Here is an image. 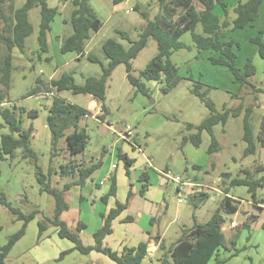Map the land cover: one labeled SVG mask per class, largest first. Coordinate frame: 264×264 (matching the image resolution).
I'll return each mask as SVG.
<instances>
[{
	"label": "rangeland",
	"instance_id": "374dc122",
	"mask_svg": "<svg viewBox=\"0 0 264 264\" xmlns=\"http://www.w3.org/2000/svg\"><path fill=\"white\" fill-rule=\"evenodd\" d=\"M25 1L15 0L13 4H7V12L12 14V6L20 7ZM92 1L94 4L91 3L92 6L104 24L99 31L92 32L86 43L85 55L61 52L62 38L73 32L70 22H65L70 18L73 5L66 2L62 7L60 4L62 2L57 0L48 1L52 7L58 4L61 7L59 8L61 13L55 16L51 24L49 50L43 52L38 42L41 20L38 6L29 11L33 32L27 38L26 51L21 53L16 47L13 50L12 87L8 90L11 102H6V106L16 104L28 110H38L37 119L28 117L27 113H21L19 108L16 114L24 128L33 124L32 146L39 155L38 164L45 173L50 169L52 152V133L47 125V106L53 96L49 93L25 98L23 96L36 86L37 78L49 81L51 78H58L62 73H68L73 75L77 84H83L86 76H100L101 63L91 61L87 56L91 54L107 64L108 59L103 50L104 42L109 38H115L127 47L128 40L123 39L118 31H126L131 39H137L140 28L147 22L141 11L147 13L149 19H154L160 9V0H124L118 8L114 6L113 0H98L100 3L97 0ZM225 1L228 9L232 11L235 4L246 0ZM135 6L141 11L135 10ZM214 11L219 16L225 15L219 4L215 6ZM230 15L234 17L233 11ZM256 35H260L264 41V2L255 22L244 29H230L227 34V39H234L241 45V49L238 50V65L243 67L248 59H252L256 67L251 82L263 89L256 94L257 98L251 86L240 87V84L235 82L228 67L212 64L208 60L210 51H203L198 56V50L194 47L173 53L171 59L185 78L167 93L162 91L165 82L154 80L147 81L148 95L138 93L127 79L125 65L119 64L115 68L107 83L105 100L109 109L106 119L110 121L108 123H111L112 127L105 134L100 129L99 121L92 117L84 118L81 127L86 128L89 134V144L83 152L84 155L77 156V161L88 164L90 156L96 159L100 157L104 146L109 150L103 157L102 165L93 172L87 185L73 186L66 191L69 209L61 215L73 230L77 228L79 221L86 224L87 227L79 233L84 244L95 243L92 231L100 226L102 213H108L111 208L116 207L117 202H125L130 182L137 194L122 215L123 217L132 215L134 220L116 224V232L110 243L117 251H121V246L128 244L129 240H148L149 233L154 231H165V244L171 245L178 240L183 228L193 226L196 220L205 223L210 219L224 195V189L228 187L229 196L239 199L240 204L239 210L229 216L224 231L227 239L237 234V244L235 248L231 245L219 248V257H229L221 264H264V202L261 201L264 197V187L257 188L258 200L254 201L247 186L231 185L233 178L244 176L241 172L243 169H250L253 178L264 174V146L260 145L258 138L264 118V58L259 55L256 44L251 41ZM182 37L187 44L193 45L190 32L183 34ZM157 52V42L149 37L147 46L133 62V73L139 76L140 71ZM190 76L210 86L208 97L215 102L218 111H222L223 106L236 107L243 100L245 108L241 115L230 116L225 126L215 125L214 133L220 142V150L217 152H208L211 135L206 130L202 133L200 146L188 142L184 148L181 147L183 136L196 132V129L188 130L187 123L199 124L210 114L209 108L191 92L193 80L189 78ZM236 94H242L243 99H239ZM57 95L82 108L92 107L90 104L92 97L89 94H74L71 90H63L57 92ZM248 106H253L250 126L257 143V151L244 156L243 152L247 146L243 140L244 114ZM102 112L103 110L99 114ZM1 124L4 125L0 127V140L3 133L10 132L0 113ZM119 132H129L130 136L126 135L122 140ZM127 142L136 147L133 148ZM65 144L66 140L61 139L59 146L63 150L52 163L56 170H59L61 163L70 161V155L64 150ZM138 145L143 151L139 150ZM119 147L122 150L126 149L129 156L136 159L129 176L126 174L124 161L117 155ZM21 153V149H18L16 157L10 158L7 155L6 158H2L0 150V190L11 206L19 208L25 214L35 209H39V212L28 223L22 239L10 250L6 264H93L92 253L96 251L82 253L73 250L59 259L61 252L67 250L66 246L72 242L60 236L53 237L57 230L55 226L49 225L46 232L44 231V236H49L48 240L44 242L38 240L39 222L53 216L56 203L51 194L40 191L36 166L33 161L22 158ZM113 163L117 165L114 169L117 192L105 202L101 197L109 191L111 179L104 180L100 187H96L95 182H100L107 176ZM193 165H198V168ZM166 169L170 175L189 176L193 178L194 183L201 185L191 184L183 190H178L172 180L162 182L161 171L167 172ZM144 170L149 171L151 179L146 193L142 195L139 193L141 187L139 175ZM226 174L230 176L225 177ZM66 180L68 178L60 174L52 176V183L58 187H62ZM81 196H84V199H81ZM139 211L143 214L140 215ZM152 217L155 222H152ZM232 220L236 226L232 225ZM246 220L250 222L249 228L244 226ZM22 224L23 220L18 219L8 206L0 204V247L8 241L10 235L21 228ZM104 243L108 245L106 240ZM236 248H240L241 251L231 256ZM162 252L161 250L146 255L142 264H160ZM102 255L109 261L107 263L117 264L107 255L103 253ZM214 262L215 257L209 264Z\"/></svg>",
	"mask_w": 264,
	"mask_h": 264
},
{
	"label": "trees",
	"instance_id": "16d2710c",
	"mask_svg": "<svg viewBox=\"0 0 264 264\" xmlns=\"http://www.w3.org/2000/svg\"><path fill=\"white\" fill-rule=\"evenodd\" d=\"M48 1L26 0L20 7L12 6V14H10L6 10V5L9 3L13 4L15 0H0V113L10 130V132L1 135V157L6 158L9 155L10 158H14L17 156V150L21 149V157L33 161L36 166L40 191L47 192L55 198L56 206L53 216L39 222V237L42 236L49 225H52L57 228L60 237L67 238L74 243L71 249L61 252L59 259H62L73 250H79L82 253L96 251L107 255L117 264H142L145 256L148 255L147 242L142 241L137 246H124L121 251L113 250L104 243L105 238L114 231V220L128 210L133 197L137 194L133 190L132 182H130V189L125 202H117L116 207L111 208L107 214L102 213L103 224L93 233L95 243L92 245L84 244L79 234L86 228L85 223L79 221L77 228L73 230L69 227L68 222L61 217L62 213L69 209V204L65 197L66 191L73 185H85L93 172L102 165L107 149L103 147L100 157L98 159L92 157L88 164H82V162L77 161L76 156L83 153L89 144V134L86 128L81 127V122L84 118L91 115L92 111L66 101L64 98L59 97L57 92L71 90L74 94L92 95L101 103L103 112L97 115V118L104 122L109 113V109L105 103L107 83L115 68L119 64L125 65L127 79L138 93L149 94L147 81L150 80L165 82L162 91L167 93L185 78L179 73V69L172 61L171 56L174 51L190 48L181 39L183 34L190 32L199 53L204 50L215 52V54L210 55L208 58L211 63L228 67L235 82H238L240 87L251 86L252 92L256 95L263 91L262 88L251 82V77L256 73V67L252 59H248L243 67L238 65V50L241 49V45L234 39L226 38V29L231 24V29L233 30L244 29L255 22L259 17L260 6L264 0L238 2L233 8L236 17L232 21L228 19L229 9L225 0H160V9L154 19H149L147 13L142 12L138 6H135L134 9L141 11L142 16L147 21L140 28L139 37L133 40L126 31L119 30L120 36L129 42L127 47L115 38L107 39L103 44V50L108 59L107 64H104L100 59L91 54L87 56L89 60L101 63L102 74L100 76H86L83 84H77L73 75L68 73H62L58 78H51L49 81L37 78L36 86L32 87L23 97L38 95L41 92L53 93L52 101L47 106V125L52 133V152L50 169L48 173H45L38 164L39 155L32 146L33 124L28 128H24L16 114L19 108L21 113H27L28 117L33 119L38 117V110H28L22 106L18 107L16 104L8 107L6 106V102H11V99L8 97V90L12 87V72L14 68L13 50L16 47L21 53L26 51L27 38L33 32V24L29 18V11L35 6L40 8L41 14L38 35L40 49L43 52L49 50L48 32L51 30V24L59 13V9L57 6H50ZM58 1L62 3L70 2L73 5L70 18L65 20V22H70L73 32L62 38L61 52H76L80 56H83L85 55L86 43L91 38L92 32L99 31L104 22L92 6L90 0ZM122 1L113 0L114 4ZM217 4L223 8L224 19L214 11ZM199 25H201V31L197 30ZM149 37L154 38L157 42L158 52L146 67L140 71L139 76H136L133 73V62L147 46ZM251 41L256 44L259 55L264 58V41L262 37L256 35L251 38ZM189 78L193 80L191 92L209 108L210 114L199 124L187 123V129H196V132L184 135L181 147L184 148L188 142H191L195 146H200L202 143V133L206 130L211 135V144L208 147V152H217L220 150V142L215 136L214 127L217 124L225 126L230 116L237 117L241 115L245 108L243 100L236 107L227 108L223 106V110L218 111L215 102L208 97L210 86L200 80H195L192 76ZM236 96L239 99H243L242 94H236ZM255 98H257V95ZM252 110L253 106H248L244 114L243 140L247 143L243 152L244 156L254 154L257 151V143L250 126ZM3 125L1 124L0 127ZM127 133L129 134V132ZM258 138L260 145L264 146V118ZM61 139L66 140V148L64 150L70 155V161L69 163H61L59 170H56L52 163L54 158L61 155L60 151L63 150L59 146ZM135 142L138 143L136 140ZM117 155L120 160L124 161L126 174L129 176L131 166L134 165L136 159L129 156L121 147L118 148ZM193 167L198 168V165H193ZM166 170L167 172L169 171L168 169ZM241 172L244 176L233 178L231 185L247 186L249 192L253 195V200L257 201V188L259 186L264 187V174L253 178L250 169H243ZM54 174L76 178L66 182L62 187H58L52 183V176ZM110 179V189L101 197L105 202L111 196L116 195L117 192L116 175L112 174ZM150 179L151 175L148 170L141 172L139 175L141 182L140 194L144 195L146 193ZM261 201L264 202V197L261 198ZM0 204L8 206L17 215L18 219L23 220L21 228L10 235L8 241L0 247V264H6V258L10 250L25 235L28 223L39 212V209L25 214L19 208L11 206L1 190ZM239 204L240 200L229 196V188H225L224 195L209 220L205 223L196 220L193 226L183 228L178 240L169 246H166L164 241L160 243L159 251H163L160 264H209L213 257H215L214 264H221L226 261L229 257H219L218 251L220 247L227 248L231 245V247L235 248L237 244V234L227 239L224 226L229 216L239 210ZM151 219L152 222L155 221L154 217ZM133 220L134 217L129 214L121 219L122 222ZM244 226L249 228L250 222L246 220ZM240 251V248H236L231 256Z\"/></svg>",
	"mask_w": 264,
	"mask_h": 264
},
{
	"label": "crops",
	"instance_id": "0c3cea01",
	"mask_svg": "<svg viewBox=\"0 0 264 264\" xmlns=\"http://www.w3.org/2000/svg\"><path fill=\"white\" fill-rule=\"evenodd\" d=\"M58 1V0H57ZM91 1V3L93 4V1L92 0H90ZM98 1V0H97ZM124 1V0H123ZM122 1V2H123ZM122 2H120V3H118V4H114V6L116 7V8H118V6H120L121 5V3ZM98 3H100L99 1H98ZM114 3V2H113ZM60 4H62L61 6L63 7L64 6V3H60ZM60 4H58L57 5V7H58V9L59 8H61V7H59V5ZM94 5V4H93ZM236 5V4H235ZM235 6H233V8H234ZM261 7V6H260ZM233 11V10H232ZM230 9H229V15H228V19L230 20V21H232L235 17H236V13L233 11V14H234V17H231V15H230V13L232 12ZM59 13H61V11L59 10ZM58 13V14H59ZM222 19H224L225 18V15H223V16H220ZM231 26H232V24H231ZM231 26H229L227 29H226V31H227V34H228V31L231 29ZM230 28V29H229ZM197 30L198 31H201V25H199L198 26V28H197ZM263 32V31H262ZM49 33H50V31L48 32V42H49V39H50V37H49ZM226 38H228V37H226ZM181 39L183 40V37H181ZM184 41V40H183ZM192 41H193V39H192ZM189 45V44H188ZM190 46V48L189 49H191V48H196L197 49V47H196V45H195V43H194V41H193V45H189ZM182 49H187V48H182ZM179 50H181V49H179ZM198 50V49H197ZM204 51H207V50H204ZM208 51H210V55H213V54H215V52H212L211 50H208ZM175 52V51H174ZM173 52V53H174ZM203 52V51H202ZM202 52H200L199 53V51H198V56H200L201 55V53ZM173 55V54H172ZM209 55V56H210ZM209 56H208V58H209ZM172 57V56H171ZM209 60V59H208ZM210 61V60H209ZM211 62V61H210ZM43 93H45V94H48L49 92H41L40 94H42L43 95ZM49 94H52V96H53V93H49ZM90 95V94H89ZM91 97H92V99H91V102H90V104L92 105V107H91V109L90 108H88V109H90L91 111H92V114L91 115H89L88 117H92V118H95L97 121H99L100 122V129H101V131L103 132V133H105V134H107L108 133V131L110 130V127H112V124L111 123H108V122H110V121H108L107 119L104 121V122H102L100 119H98L97 118V115L101 112V110H102V108H101V103H99L92 95H90ZM66 100V99H65ZM67 101V100H66ZM69 102V101H68ZM72 103V102H71ZM39 116V115H38ZM38 117H36V118H34V119H37ZM126 132H119V134L118 135H120V139H122V140H124V137L126 136V134H125ZM33 136H34V132H33ZM136 140V139H135ZM128 143V145H130V146H132L133 148H135L136 146L135 145H133L132 143H129V142H127ZM118 145V144H117ZM139 146V150H141V151H143L142 149H141V147H140V145H138ZM105 147V146H104ZM65 148H66V144H65ZM106 149H107V151L109 150L107 147H106ZM124 152H127V150L126 149H124L123 150ZM128 153V152H127ZM80 154H84V153H80ZM80 154H78L77 156H79ZM76 156V157H77ZM92 157H94V156H90V160L92 159ZM132 157V156H131ZM134 158V157H133ZM148 161V160H147ZM90 162V161H89ZM115 168H117V165L115 164V163H113L112 164V167H111V170L108 172V174H107V176H105L104 177V179L102 180V181H100V182H95V186L96 187H100L101 186V183L105 180H108V179H110V177H111V175L112 174H115L114 172V169ZM164 173H167V172H164V171H161V178H162V182L163 183H167V181H168V179H167V177H166V175H164ZM66 178H68V180H66V182H69V181H72V180H74L76 177H72L71 178V176H66ZM92 178V176L89 178V179H91ZM196 178V177H195ZM88 179V180H89ZM88 180H87V182L85 183V185H87V183H88ZM100 183V184H99ZM196 185H201V183H196ZM73 186H80V185H73ZM72 186V187H73ZM71 187V188H72ZM83 187V186H82ZM70 188V189H71ZM218 189V188H217ZM216 191V190H215ZM81 199H84V196H81ZM105 213V212H104ZM107 214V213H106ZM122 214H124V213H122ZM120 215L116 220H114V223H113V227H114V231H113V233L112 234H110V235H108L106 238H105V240H106V242H107V244L109 245V246H111L112 248H113V250L115 249V247H113L112 245H111V243H110V240H112V238H113V236H114V234H115V232H116V224H118V223H121V219L123 218V215ZM139 214L140 215H142L143 213H142V211H139ZM155 222V221H154ZM79 223V222H78ZM102 224H103V219L100 221V226L98 227V228H100L101 226H102ZM234 226H236V223H235V225ZM87 227V226H86ZM98 228H96V230L98 229ZM84 230V229H83ZM95 229H93V233L96 231ZM46 232V231H45ZM45 232H43V234H42V236L41 237H38V240L39 241H41V242H44V241H46V240H48L49 238V236H44V233ZM149 235H150V238L148 239V240H144V239H137V240H129V243L128 244H124L123 246H121L122 248L121 249H123V247L124 246H137L140 242H142V241H144V242H147L148 243V247L149 248H151V247H153V249L155 250L154 252H158L159 251V246H160V243L161 242H165V231H163V232H161V231H154V232H150L149 233ZM55 236H59V234H58V231L56 230L55 232H54V234H53V237H55ZM60 238H62V237H60ZM22 239V238H21ZM104 240V241H105ZM19 241V240H18ZM17 241V242H18ZM16 242V243H17ZM72 242V241H71ZM16 245V244H15ZM119 245H121V244H119ZM74 246V243L72 242V244H68L66 247H67V250L68 249H71L72 247ZM148 248V249H149ZM150 254V253H149ZM151 255V254H150ZM92 256H93V258H94V261H93V264H106L107 262H109V261H107V259L104 257V255H102V253H99V252H95V253H92ZM112 260V259H111ZM115 262V261H114ZM84 264H88V263H84ZM107 264H109V263H107Z\"/></svg>",
	"mask_w": 264,
	"mask_h": 264
},
{
	"label": "built area",
	"instance_id": "2783aa9c",
	"mask_svg": "<svg viewBox=\"0 0 264 264\" xmlns=\"http://www.w3.org/2000/svg\"><path fill=\"white\" fill-rule=\"evenodd\" d=\"M128 128H130V127H128ZM129 134L127 133L126 135L130 136ZM164 175H166L168 180H172L173 181V183L175 184V186H176V188L178 190H183L186 186L191 185V184H193V185L195 184L196 185V183L193 182V178L189 177V176L182 177L180 175H170L168 172L164 173ZM218 191L220 192V190H218ZM232 223H233L232 225H235L234 221ZM154 251L155 250L153 249V247H151V248L148 249V254L150 253L152 255V253H154Z\"/></svg>",
	"mask_w": 264,
	"mask_h": 264
},
{
	"label": "water",
	"instance_id": "95a60500",
	"mask_svg": "<svg viewBox=\"0 0 264 264\" xmlns=\"http://www.w3.org/2000/svg\"><path fill=\"white\" fill-rule=\"evenodd\" d=\"M225 177H228V176H230V175H228V174H226V175H224Z\"/></svg>",
	"mask_w": 264,
	"mask_h": 264
}]
</instances>
